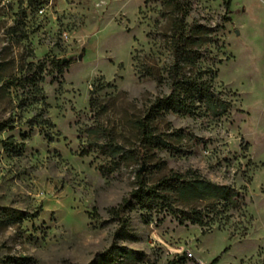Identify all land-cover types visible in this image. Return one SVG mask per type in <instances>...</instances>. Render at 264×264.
I'll return each instance as SVG.
<instances>
[{"label":"rangeland","instance_id":"obj_1","mask_svg":"<svg viewBox=\"0 0 264 264\" xmlns=\"http://www.w3.org/2000/svg\"><path fill=\"white\" fill-rule=\"evenodd\" d=\"M183 2L211 29L199 67L231 106L156 114L166 149L136 128L170 94L161 3L0 0V264H264V0ZM188 171L241 206L198 205L201 228L133 201L138 172Z\"/></svg>","mask_w":264,"mask_h":264},{"label":"trees","instance_id":"obj_2","mask_svg":"<svg viewBox=\"0 0 264 264\" xmlns=\"http://www.w3.org/2000/svg\"><path fill=\"white\" fill-rule=\"evenodd\" d=\"M163 5L168 11L171 20L170 33L167 35L172 64L168 71L170 94L156 99L150 107L147 117L136 124L139 139L143 145L161 146L170 148L169 143L155 134L153 120L156 114L162 111H171L176 114H195L203 108L212 117L219 118L230 110V104L214 90L206 79V71L199 67L203 47L208 43L211 29L199 23L188 25L186 18L188 8L183 0H149ZM229 9V2L227 3ZM62 63V62H60ZM113 151L120 153V148L114 146ZM132 199L142 206L154 207L162 204L176 214L179 222H190L204 228L208 223L198 205L210 203L224 211L236 210L241 206L240 192L228 185L214 183L198 171H188L185 174L172 173L149 184L141 172H138V181L132 193ZM131 204V201H127ZM183 205L185 208H179ZM129 260L130 254L119 253ZM113 257H109L112 259ZM184 259H174L169 264H180Z\"/></svg>","mask_w":264,"mask_h":264}]
</instances>
